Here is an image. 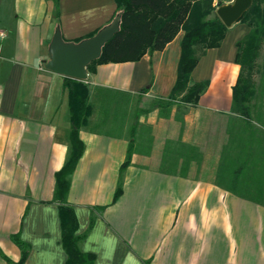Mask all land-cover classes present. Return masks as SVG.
Returning a JSON list of instances; mask_svg holds the SVG:
<instances>
[{
    "label": "crops",
    "instance_id": "0c3cea01",
    "mask_svg": "<svg viewBox=\"0 0 264 264\" xmlns=\"http://www.w3.org/2000/svg\"><path fill=\"white\" fill-rule=\"evenodd\" d=\"M57 8L56 16L51 0H0V253L13 263L17 237L28 247L24 264H66L54 191L69 151L68 98L64 77L44 64L57 28L78 43L109 24L116 6ZM247 33L234 24L199 58L189 86L207 88L195 106L168 102L181 32L138 62L87 70L91 115L63 205L94 264H264V129L232 103L235 46Z\"/></svg>",
    "mask_w": 264,
    "mask_h": 264
},
{
    "label": "trees",
    "instance_id": "16d2710c",
    "mask_svg": "<svg viewBox=\"0 0 264 264\" xmlns=\"http://www.w3.org/2000/svg\"><path fill=\"white\" fill-rule=\"evenodd\" d=\"M51 1L57 16L58 0ZM223 1L228 3L231 0H114V16L121 14L119 31L104 45L99 59L92 62L87 70L93 71L95 67L106 64L138 62L146 54L163 51L181 32L176 81L168 102L172 104L179 101L184 105L195 106L206 90L207 83L189 86L190 76L199 58L206 51L219 48L225 38L227 28L215 15ZM238 23L245 25L248 33L235 46V63L240 66V74L232 88V103L234 113L249 123V105L256 93L253 80L255 58L264 41V0H252L251 7ZM63 89L68 98L69 151L64 166L55 174L54 191V200L60 203L61 244L67 256L66 264H94L93 256L78 250L76 218L72 209L63 205L69 190L68 178L84 151L79 130L91 115L88 88L82 82L64 78ZM131 154L130 142L120 173L130 164ZM120 194L121 184L118 182L113 201ZM14 242L21 251L19 262L13 263L1 253L0 256L7 264H24L28 247L17 237Z\"/></svg>",
    "mask_w": 264,
    "mask_h": 264
},
{
    "label": "water",
    "instance_id": "95a60500",
    "mask_svg": "<svg viewBox=\"0 0 264 264\" xmlns=\"http://www.w3.org/2000/svg\"><path fill=\"white\" fill-rule=\"evenodd\" d=\"M251 4L252 0H233L230 4L218 6L215 15L229 29L239 22ZM120 17V13L116 14L95 35L78 43L64 42L57 28L48 46L44 69L64 78L85 82L87 67L99 59L104 45L118 33Z\"/></svg>",
    "mask_w": 264,
    "mask_h": 264
},
{
    "label": "rangeland",
    "instance_id": "374dc122",
    "mask_svg": "<svg viewBox=\"0 0 264 264\" xmlns=\"http://www.w3.org/2000/svg\"><path fill=\"white\" fill-rule=\"evenodd\" d=\"M223 1V5L232 3ZM264 41L255 58V74L253 77L255 83V95L250 101V119L264 129ZM179 106V105H178ZM153 107V106H152ZM153 109V108H152ZM181 111V110H180Z\"/></svg>",
    "mask_w": 264,
    "mask_h": 264
}]
</instances>
